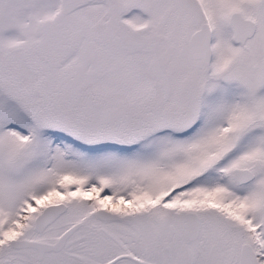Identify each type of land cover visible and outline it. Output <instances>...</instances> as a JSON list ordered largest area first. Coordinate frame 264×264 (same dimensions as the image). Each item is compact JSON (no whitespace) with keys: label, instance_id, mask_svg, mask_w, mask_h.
Instances as JSON below:
<instances>
[{"label":"snow or ice","instance_id":"6c2138e0","mask_svg":"<svg viewBox=\"0 0 264 264\" xmlns=\"http://www.w3.org/2000/svg\"><path fill=\"white\" fill-rule=\"evenodd\" d=\"M0 264H264V0H0Z\"/></svg>","mask_w":264,"mask_h":264}]
</instances>
